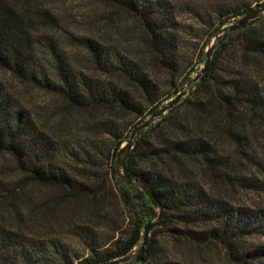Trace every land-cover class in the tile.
I'll list each match as a JSON object with an SVG mask.
<instances>
[{
    "label": "trees",
    "instance_id": "trees-1",
    "mask_svg": "<svg viewBox=\"0 0 264 264\" xmlns=\"http://www.w3.org/2000/svg\"><path fill=\"white\" fill-rule=\"evenodd\" d=\"M100 1L131 15L139 31L107 42L76 32L45 0H0V71L53 95L62 115L77 112L84 122L48 127L0 78V154L23 175L0 171V264H103L132 251L144 210L157 209L119 177L113 159L199 70L188 52L195 27L179 15L193 16L207 36L264 7V0ZM126 167L164 206L148 253L126 264H189L169 254L162 236L197 251L219 248L237 264H264V17L216 45L187 95L139 132ZM26 183L54 194L30 206ZM108 192L127 214L101 210ZM49 216L63 220L60 229L45 227Z\"/></svg>",
    "mask_w": 264,
    "mask_h": 264
},
{
    "label": "rangeland",
    "instance_id": "rangeland-1",
    "mask_svg": "<svg viewBox=\"0 0 264 264\" xmlns=\"http://www.w3.org/2000/svg\"><path fill=\"white\" fill-rule=\"evenodd\" d=\"M45 1L53 9H55L58 14L65 15L64 19L71 20V22H73V28L76 32L92 34L103 41L109 42L116 38H130L131 34L129 31H131L132 33L135 32L134 30L139 31L138 21L131 15L123 11L111 8L110 6L102 3L100 0ZM173 1L176 4L178 3L179 5L183 6V4L186 2H194L196 0ZM258 17H264V12L258 14ZM179 18L183 23H187L195 27L197 37L192 38L190 36H187L192 41V48H190L188 52L194 55L196 67L200 69L205 61V50L220 33L217 30L215 32H211V35L204 36V34L207 33V30H205L204 25L196 20L193 16L183 13L179 15ZM76 21H78L79 23H77ZM201 51H203V53ZM157 76L159 80L164 81V79H166V76L163 73L157 72ZM0 78L7 85V87L13 90L16 94H19L20 98H22V100L27 103L31 107V109H33L36 113H39V115L41 116L40 118L45 121L48 127L57 126L60 128L62 127V124L66 122V120L64 119H70L72 123H75L72 127L73 129H79L80 126H83L84 122H82V116L77 112L62 115L65 109L63 108L62 110L61 107H59V100L53 95L43 90L27 87L15 80L11 75L3 71H0ZM64 127L67 126L64 125ZM113 161L115 166L116 157L113 159ZM105 162L107 163V167L109 168V159H107ZM2 169H6L10 173H13L12 175L10 174V177H14L17 180H19L23 176L22 174L14 173L15 170L12 159L8 158V156L4 154H0V171H2ZM24 186L25 187L22 189L25 195L24 199L30 203V206L39 204L42 200H45L47 197H50L54 194L52 188L43 185L26 183ZM115 192L118 193L117 188H115ZM115 202L116 203L113 204L114 201L112 196L109 197V192L105 193V197L101 203V210L105 212L115 208H119L125 214L129 212L128 209L124 207L123 204H121V202H118V199H115ZM62 207L64 206L62 205ZM79 210L81 213L85 214L87 209L83 206ZM148 212L144 210L143 216H146L147 222L154 221L157 218L158 210H155V212ZM48 218V222H44L46 223L45 227H48L51 231L60 229L59 226L62 225L63 221L60 217L49 216ZM76 218H79V215H77ZM63 225L65 224L63 223ZM161 240L162 243H164V245L168 248L169 254L172 257H180L189 264H237L228 260L223 254V251L219 248H213L206 251H197V249H192L183 240H179L175 244V240L173 241L167 236H162ZM140 248L141 239L138 245L134 248V252L138 253L140 251ZM132 261L134 263H139L134 261V258L130 260L129 263Z\"/></svg>",
    "mask_w": 264,
    "mask_h": 264
},
{
    "label": "water",
    "instance_id": "water-1",
    "mask_svg": "<svg viewBox=\"0 0 264 264\" xmlns=\"http://www.w3.org/2000/svg\"><path fill=\"white\" fill-rule=\"evenodd\" d=\"M261 12H264V7L255 8L251 11H249L244 16L230 22L229 24L221 27L218 29V32L220 33L218 36H216L215 40L210 43V45L205 50V61L202 65V67L197 71V73L186 83L185 87L182 91H180L175 97L171 98L169 101H167L159 111L156 113L150 115L145 121L137 125L130 133L128 139L120 146L116 153V162H115V169L119 177L127 184H135L137 185L142 191H144L150 200L152 206L158 210L157 218L154 221H148L145 222V225L143 227L142 231V238H141V248L138 253L134 252V249L130 251L129 253L125 254L124 256L112 259L108 262H105L103 264H122L129 262L134 258V261L141 262L145 255L148 253V243L150 239V233L155 227H160L163 223V212H164V206L160 202V200L144 185L139 179L133 178L129 175L126 167V156L127 153L130 151V149L133 146L134 140L139 134V132L151 124L155 123L156 120L161 119L168 111L169 109L173 108L180 100L187 94L188 89L190 86L196 82L200 76L207 70L209 63L211 61L212 53L216 47L217 44H219L221 41H223L226 36L230 33H232L235 30L244 28L247 26V24L250 21L258 19V14Z\"/></svg>",
    "mask_w": 264,
    "mask_h": 264
}]
</instances>
